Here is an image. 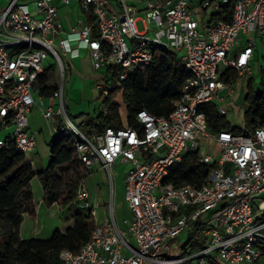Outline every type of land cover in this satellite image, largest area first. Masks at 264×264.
<instances>
[{"label": "built area", "instance_id": "1", "mask_svg": "<svg viewBox=\"0 0 264 264\" xmlns=\"http://www.w3.org/2000/svg\"><path fill=\"white\" fill-rule=\"evenodd\" d=\"M129 1L7 0L0 8V131L7 130L0 150L12 147L33 165L27 154L37 143L29 127L35 107L47 121L54 118L56 127L59 117L65 119L66 132L76 136L83 176L73 203L91 215L93 226L78 252L60 251V264H264V127L249 134L213 133L200 109L233 100L241 80L245 88L252 84L264 57L256 52L257 38L264 45V0H141L140 8ZM57 3L79 5L92 23L62 31ZM225 5H231L229 20L218 15L228 10ZM81 50L94 71L105 70V84H95L105 97L129 75L144 73L155 50L173 53L190 76L169 114L141 109L135 126L106 127L89 137L66 117L63 102L65 65ZM49 59L57 63L60 80L52 95L42 98L36 86L50 70ZM186 153L207 165L205 181L166 183ZM116 165L124 167L131 214L125 229L111 204L103 222H96L97 207L83 185L95 168L112 180ZM183 234L186 241L177 246ZM176 248L179 253L171 257Z\"/></svg>", "mask_w": 264, "mask_h": 264}, {"label": "trees", "instance_id": "2", "mask_svg": "<svg viewBox=\"0 0 264 264\" xmlns=\"http://www.w3.org/2000/svg\"><path fill=\"white\" fill-rule=\"evenodd\" d=\"M226 7L228 10L225 13L222 10L218 15L225 14V20H229L231 5ZM189 76L188 70L173 53L155 50L154 60L144 73L131 74L121 87L113 85L109 89V95L102 102L107 114L101 111L92 118L86 117L79 122V130L89 136L106 127H122L119 105L112 99L118 90H121L126 102L128 126L136 125L135 115L141 109L157 116L167 115L179 99L180 89ZM229 78L235 80L236 73L231 72ZM57 79L51 71L39 78L36 88L42 98L50 97L56 90ZM225 80L228 81V78ZM261 87V90L255 91L250 82L247 85L244 99L248 107L243 115V130L231 127L214 105L201 106L210 131L231 130L249 134L257 127H264V72ZM61 129L58 121L57 131L48 144L50 159L40 172H35L26 158L12 147L0 150V264H60V251L66 249L76 253L90 239L93 226L91 215L73 203L83 176L74 150L76 136ZM207 172V165L200 163L195 153H186L165 182L175 186L201 185ZM35 177L42 187L43 204L46 207L57 204L63 210V218L72 221L70 227L63 232L54 230L46 240L22 239L19 235L23 215L30 218L36 215L30 190V182ZM59 179L64 180L63 191L55 188Z\"/></svg>", "mask_w": 264, "mask_h": 264}, {"label": "rangeland", "instance_id": "3", "mask_svg": "<svg viewBox=\"0 0 264 264\" xmlns=\"http://www.w3.org/2000/svg\"><path fill=\"white\" fill-rule=\"evenodd\" d=\"M138 30H142L143 26L140 21L137 22ZM258 47L256 52L259 56H264V45H262L261 40L257 38ZM63 63H66L64 57H62ZM50 61V59H49ZM49 71L55 74V77L60 80V76H58V66L57 63L48 62ZM75 66L69 61L65 65V83L68 81L69 71H74ZM264 68V57L259 59L256 63V71L252 75V86L255 91L261 90V78L262 75L259 73V70ZM105 74V70H103V75ZM101 82V83H99ZM97 83V82H96ZM95 83V84H96ZM98 84H105L104 81H98ZM111 84V80L108 81V85ZM83 89V88H82ZM245 85L244 81L241 80L239 91L234 96L233 100L225 101L222 104H219L217 107L221 114L226 118V120L230 123L231 126L234 127H242L244 128L243 115L247 110L248 104L244 99L245 96ZM222 96L225 94L224 92L220 93ZM84 95L86 104L88 106V113L84 115V118L89 117L92 118L93 115H97L102 110V102L104 100V95H100L99 90L95 87L90 88L89 83L85 85ZM119 105V114L122 120L124 121L127 116L126 102L122 98L121 90L117 91L112 98ZM66 95L64 96V107L65 114L69 121L79 129V117H73L66 106ZM40 110L38 108H34L32 111V115L29 118L30 127L39 132L37 135V149L31 154H27V158H32L35 160V157L38 159V162L34 166L35 170H40L45 167L48 161V152H49V141L51 136L54 133L53 123L56 121L52 118L49 121H46L41 115ZM57 120L60 121V125L65 128V119L61 120L59 117ZM12 128L10 127L9 130ZM7 131V130H6ZM4 130L0 131V137H3L5 132ZM91 135H89L90 137ZM113 178L109 179L107 171L104 169H96L90 173H88L83 179V185L87 189L90 194V202L93 207H97L96 213L99 215L102 213L105 207H108L110 199H112L114 203L116 217L122 216L125 214V205L123 200V167L122 168H114L112 172ZM55 188L58 191H63L64 189V180L59 179ZM30 190L33 196L34 204L37 206L38 217L36 220H32L31 218L26 217V214L23 215L25 218L21 227L19 228V233L25 239L30 238H38V239H47L50 237L52 230H62L68 227L71 224V220H65L63 218V210L55 204V206L48 212L46 206L42 205L43 199V191L40 185L39 180L35 177L30 182ZM187 236L186 235H178L176 238V245H182L185 243ZM179 253V248H176L172 251L171 257L175 256Z\"/></svg>", "mask_w": 264, "mask_h": 264}, {"label": "crops", "instance_id": "4", "mask_svg": "<svg viewBox=\"0 0 264 264\" xmlns=\"http://www.w3.org/2000/svg\"><path fill=\"white\" fill-rule=\"evenodd\" d=\"M28 1L33 2L35 0H28ZM6 2H7V0H0V8ZM129 2H130L131 5H134V6L138 7V8L141 7V0H130ZM57 8H58V16H59L60 27H61V30L64 31V32L70 31L71 28H73L78 22H81L82 25H90L92 23V20H93L92 16L89 13L84 12L81 9V7L79 5H77V4H70V5L66 6V5H62L60 3H57ZM110 8H112V7H110ZM89 17H91L92 20H90ZM70 62L72 63V65L75 66V68H74L73 72L69 71L68 81L66 82V85H65V88H64V93H63V102H64V96L66 95L65 103H66V106L69 109L71 115L73 117H79L78 118L79 121H82L83 119H85L84 115L88 113V106L86 104L85 95H84L85 85L88 82L89 83V87L91 89L94 88L95 87V83L100 81L103 78V71H94L91 68V64H90V61H89V58H88V54H87V51H85V50H81L79 57L72 59ZM33 109H32V111H33ZM32 111H31V113L29 115V118L32 115ZM40 115L42 116L41 112H40ZM126 118H127V116L125 117L124 121L121 118L122 124L127 123ZM29 127H30V123H29ZM53 128H54V133L51 136V138L55 135V133L57 131V127L54 125V123H53ZM30 129L33 132H36V134L39 133V132L33 130L31 127H30ZM62 129H65V128L62 127ZM36 141H37V135H36ZM36 149H37V143H36ZM49 159H50V157H49V152H48V161H49ZM31 160L33 161L32 167H33V170L35 172H40V171L44 170L46 168L47 164H48V161H47V164L45 165L44 168H42L40 170H35L34 166L38 162V159L35 157V160H33L32 158H31ZM122 167H123L122 165H116L115 166V168H122ZM123 169H124V167H123ZM123 183H124V178H123ZM123 200H124V188H123ZM89 202H90V194H89ZM41 204L44 205L43 202ZM90 204L92 205L91 202H90ZM110 204L113 207L114 216L116 218V221H117L119 227L121 229H125L126 225L123 223V221L125 219H130L131 218V214H130V211H129L128 207H127V204H126L125 200H124L125 214L122 215V216H119V217H116L114 203H113L112 199H110V201H109V205ZM54 206H55V204H53L50 207H46L48 209V212H49V209L51 210ZM96 209H95L96 222L98 224H100L104 220V214H106L108 212V207H105L100 215L98 213H96ZM35 212H36V215H35L34 218H31L32 220H36L37 217H38L37 206H35ZM26 217L23 218L22 223L24 222ZM28 218H30V217H28ZM22 223H21V225H22ZM21 225H20V227H21ZM71 225H72V222H71V224L68 227H70ZM68 227H66L65 229H67ZM52 231H54V230H52ZM60 231L62 232V230H60ZM51 234H52V232H51ZM19 235H20V237L22 239H25V238H23L21 236L20 233H19ZM30 239L42 240V239H38V238H30ZM43 240H46V239H43Z\"/></svg>", "mask_w": 264, "mask_h": 264}]
</instances>
